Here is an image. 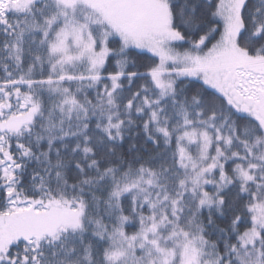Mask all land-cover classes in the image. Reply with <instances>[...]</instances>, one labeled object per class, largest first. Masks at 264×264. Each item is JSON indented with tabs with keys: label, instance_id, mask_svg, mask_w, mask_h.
Wrapping results in <instances>:
<instances>
[{
	"label": "snow or ice",
	"instance_id": "obj_1",
	"mask_svg": "<svg viewBox=\"0 0 264 264\" xmlns=\"http://www.w3.org/2000/svg\"><path fill=\"white\" fill-rule=\"evenodd\" d=\"M0 264H264V0H0Z\"/></svg>",
	"mask_w": 264,
	"mask_h": 264
}]
</instances>
